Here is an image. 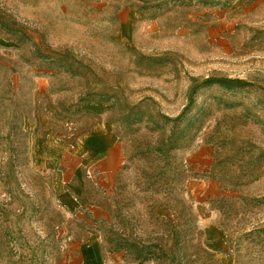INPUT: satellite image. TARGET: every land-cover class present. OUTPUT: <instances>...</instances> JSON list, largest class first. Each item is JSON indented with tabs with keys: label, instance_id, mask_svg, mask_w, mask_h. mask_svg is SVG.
<instances>
[{
	"label": "rangeland",
	"instance_id": "obj_1",
	"mask_svg": "<svg viewBox=\"0 0 264 264\" xmlns=\"http://www.w3.org/2000/svg\"><path fill=\"white\" fill-rule=\"evenodd\" d=\"M95 238L264 264V0H0V264Z\"/></svg>",
	"mask_w": 264,
	"mask_h": 264
},
{
	"label": "crops",
	"instance_id": "obj_2",
	"mask_svg": "<svg viewBox=\"0 0 264 264\" xmlns=\"http://www.w3.org/2000/svg\"><path fill=\"white\" fill-rule=\"evenodd\" d=\"M84 259L86 264H119L118 254H109L105 244L101 242L100 238H95L92 243L85 246Z\"/></svg>",
	"mask_w": 264,
	"mask_h": 264
}]
</instances>
